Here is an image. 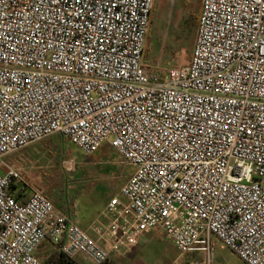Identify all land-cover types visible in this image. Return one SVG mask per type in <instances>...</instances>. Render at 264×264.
<instances>
[{"label": "built area", "instance_id": "built-area-1", "mask_svg": "<svg viewBox=\"0 0 264 264\" xmlns=\"http://www.w3.org/2000/svg\"><path fill=\"white\" fill-rule=\"evenodd\" d=\"M156 0H0V264H119L164 231L181 253L214 240L264 264V0H203L190 62L144 63ZM61 136L134 168L83 229L13 153ZM67 171L73 160L64 164Z\"/></svg>", "mask_w": 264, "mask_h": 264}, {"label": "rangeland", "instance_id": "rangeland-1", "mask_svg": "<svg viewBox=\"0 0 264 264\" xmlns=\"http://www.w3.org/2000/svg\"><path fill=\"white\" fill-rule=\"evenodd\" d=\"M200 0H156L153 21L148 35L145 60L147 67L158 74L178 69L190 62L193 51L192 40L180 34V22L191 10H199ZM185 43V45H183ZM59 147V148H58ZM55 148L56 154L38 159L32 152ZM64 148V154L62 153ZM32 150L31 153H26ZM14 160L38 185L48 199L66 213L71 210L84 225L101 215L103 204L115 195L130 179L134 168L128 164L110 145H104L96 154L84 155L75 145L63 137L54 136L27 148L19 150L6 158ZM73 160L72 171L64 167ZM97 215V216H96ZM214 240L212 264H245L236 254L220 241ZM44 245L40 251L49 250ZM138 264H205V253H181L161 229H155L148 245L142 248ZM53 250V249H52ZM40 256V255H39ZM201 258V259H200ZM43 261V259L41 258ZM80 264H90L84 257L77 258ZM44 263V262H43ZM198 264V263H197Z\"/></svg>", "mask_w": 264, "mask_h": 264}, {"label": "trees", "instance_id": "trees-1", "mask_svg": "<svg viewBox=\"0 0 264 264\" xmlns=\"http://www.w3.org/2000/svg\"><path fill=\"white\" fill-rule=\"evenodd\" d=\"M201 3H203V0H200L199 6H201L200 5ZM199 18H200L199 10H191L184 18H182V20L180 22V30H181L180 34H182L185 37L184 38L185 41L187 39L192 40L193 48H194L195 41H196V34H197ZM183 45H185V43H183ZM191 57H192V54H191ZM31 151L32 150H27L26 153L29 154V153H31ZM58 152L55 151V148H51L47 152H43V151L38 152V151L34 150L32 152V157L38 158V159H43V158H46V153L48 155L52 156V154H56ZM63 152H64V148H62V153ZM43 262H44V264H80V263H78L77 258H69L65 254L59 252L55 247H54L53 251L46 258L43 259Z\"/></svg>", "mask_w": 264, "mask_h": 264}, {"label": "crops", "instance_id": "crops-1", "mask_svg": "<svg viewBox=\"0 0 264 264\" xmlns=\"http://www.w3.org/2000/svg\"><path fill=\"white\" fill-rule=\"evenodd\" d=\"M156 2V1H155ZM59 136V135H57ZM61 137V136H59ZM67 140V139H66ZM108 145V144H107ZM116 196V195H115ZM114 197V196H113ZM112 197V198H113ZM109 202V201H108ZM107 205V204H106ZM106 205L103 204V207L101 208V211L98 213V215L101 213H103L104 209L106 208ZM57 207V206H56ZM57 209H59L57 207ZM60 211H62L61 209H59ZM64 213H66L65 211H62ZM67 214H69L83 229H89L90 226L101 216L99 215V217H97L96 219H92L89 223H87V225H84L81 221V219L79 217H77L76 215H73L71 210L69 212H67ZM97 216V215H96ZM154 231V230H153ZM153 231L145 234L143 237H141L139 243L132 247V249L129 251V252H126L124 253L123 255H118V254H115L114 255V258L115 260L119 263V264H138V262L140 261V255H141V250H143L142 248H145L147 245H148V241H149V238L150 236L152 235ZM218 241V240H217ZM44 245H48L50 247L49 250H45V251H40V256L38 255V252H37V255L39 256V258L41 259H44L46 258L54 249V246L52 245V243L50 242V240H46L41 246L43 247ZM39 248V249H40ZM192 256L198 258L196 255H194L193 253H204V252H189ZM201 259V258H200ZM42 261V260H41ZM88 261V260H87ZM203 261V259H202ZM201 262H192L191 264H203ZM90 263V261H88ZM91 264V263H90Z\"/></svg>", "mask_w": 264, "mask_h": 264}]
</instances>
